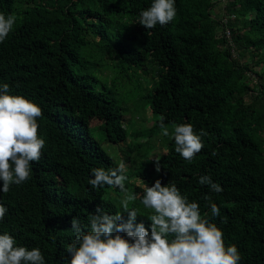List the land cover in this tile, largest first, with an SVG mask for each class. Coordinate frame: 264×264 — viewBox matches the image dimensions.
<instances>
[{
	"label": "trees",
	"instance_id": "16d2710c",
	"mask_svg": "<svg viewBox=\"0 0 264 264\" xmlns=\"http://www.w3.org/2000/svg\"><path fill=\"white\" fill-rule=\"evenodd\" d=\"M153 2L0 0V13L16 16L0 43V86L40 107L45 140L28 180L0 191V235L38 248L45 264H67L74 218L84 232L97 207L128 220L119 188L90 183L93 169L123 164L125 188L137 195L129 210L149 234L155 213L141 203V181L174 183L225 246L237 247L238 264H264V0H175L172 21L145 29L140 13ZM145 107L149 129L132 120ZM185 123L203 143L190 161L172 136V125ZM138 128L148 139L132 146ZM121 144L129 148L116 150ZM156 147L164 153L147 161ZM201 176L223 191L200 184Z\"/></svg>",
	"mask_w": 264,
	"mask_h": 264
},
{
	"label": "clouds",
	"instance_id": "9594fccd",
	"mask_svg": "<svg viewBox=\"0 0 264 264\" xmlns=\"http://www.w3.org/2000/svg\"><path fill=\"white\" fill-rule=\"evenodd\" d=\"M175 0H154L151 7L140 13V25L152 29L163 26L176 15ZM16 22L15 14L5 17L0 13V43L12 31ZM9 86H0V181L2 191L7 193L10 185H19L30 176V162L38 161L45 140L38 136L37 118L42 110L22 96L9 95ZM160 117V128L164 136L169 130ZM172 136L177 145L175 151L190 161L203 148L201 136L189 123L172 125ZM124 165L118 169H93V188L107 185L117 187L124 197L122 208L128 213L123 221L121 214L109 215L101 207L89 218V230L82 231L78 219L72 220V231L76 238L66 251L71 259L67 264H238L241 256L235 245L226 247L222 231L207 219H202L196 202H188L176 185L162 186L156 180L152 187L143 181L144 195L141 203L154 210L150 220V234L143 222L136 223L137 210H129L130 202L137 199L125 188L127 176L123 175ZM159 171V167H157ZM199 183L209 185L215 193L223 189L212 182L209 176H201ZM209 199L213 216L220 210ZM7 209L0 205V220ZM121 233L124 235L122 236ZM171 237V239H170ZM0 264H45L38 248L29 250L16 246L12 236L0 235Z\"/></svg>",
	"mask_w": 264,
	"mask_h": 264
},
{
	"label": "rangeland",
	"instance_id": "374dc122",
	"mask_svg": "<svg viewBox=\"0 0 264 264\" xmlns=\"http://www.w3.org/2000/svg\"><path fill=\"white\" fill-rule=\"evenodd\" d=\"M223 1L224 0H221V4H222ZM221 4L218 5L216 12H218V10H219V13L221 12V10H220V7L222 6ZM220 16L221 15H219V17ZM131 106L132 105L130 104L129 107H131ZM139 112L142 115V117H143L142 119L143 120L141 118H139V117L137 118V115H135L132 120L138 122V124H142L143 125V126L141 125L142 128L149 129L151 127V121H150V119L152 117L151 116V110H150V108L149 107H145L143 109V111L141 109V110H139ZM130 123L132 125V121ZM92 125H95V122H92ZM142 128H138L137 137L136 136L135 137L132 136L130 138V140H131L130 143L132 144V146L134 144H143L148 139V136L147 135H144L142 133V130H141ZM113 148H117V146H113ZM128 148H129L128 145L121 144V146L118 149H116V150H118V151H126ZM116 153L118 154V156L121 155V152H116ZM163 153H164V151L162 149H159V148L156 147V149H152L148 153V155L146 156L145 159L147 161H152V160H155L160 155H162ZM124 166H125L124 169L127 168V165H124Z\"/></svg>",
	"mask_w": 264,
	"mask_h": 264
},
{
	"label": "built area",
	"instance_id": "2783aa9c",
	"mask_svg": "<svg viewBox=\"0 0 264 264\" xmlns=\"http://www.w3.org/2000/svg\"><path fill=\"white\" fill-rule=\"evenodd\" d=\"M228 35V34H227Z\"/></svg>",
	"mask_w": 264,
	"mask_h": 264
}]
</instances>
